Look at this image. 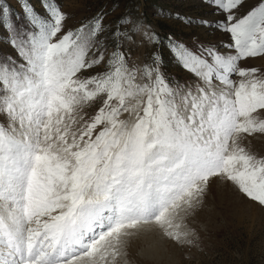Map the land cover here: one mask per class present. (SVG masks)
<instances>
[{
    "label": "snow or ice",
    "instance_id": "snow-or-ice-1",
    "mask_svg": "<svg viewBox=\"0 0 264 264\" xmlns=\"http://www.w3.org/2000/svg\"><path fill=\"white\" fill-rule=\"evenodd\" d=\"M20 2L19 26L0 6V264H114L128 230L153 224L181 242L175 218L210 177L264 206V157L239 143L264 134V77L239 67L264 57V0H201L214 19L178 21L231 43L194 47L115 15L122 0L76 27L59 0ZM137 36L153 48L130 65ZM165 52L185 78L165 72Z\"/></svg>",
    "mask_w": 264,
    "mask_h": 264
},
{
    "label": "rangeland",
    "instance_id": "rangeland-1",
    "mask_svg": "<svg viewBox=\"0 0 264 264\" xmlns=\"http://www.w3.org/2000/svg\"><path fill=\"white\" fill-rule=\"evenodd\" d=\"M29 3L43 13L40 0H29ZM59 3L69 17L67 27L78 26L101 9H110V0H59ZM249 3H255V0H249ZM0 6L9 8L5 19L10 24L19 26L24 23L20 0H0ZM120 12L129 13V19L139 17L141 23L146 20L155 26L160 37L173 34L189 47H194L196 37L231 43L229 34L206 36L205 29L195 23L189 27L178 21L180 16L191 17L194 21L202 17L214 19L213 12L201 0H122L120 11L115 15ZM5 35L7 32L0 21V38ZM136 41V46L129 45L131 59L128 63L143 65L148 62L153 43L145 40L141 44L139 36ZM164 44H167L166 40ZM5 51L11 49L5 48ZM164 59L165 72L169 76L185 78L186 74L173 64L167 52ZM239 67L256 69V76L264 77V57L242 60ZM233 79L238 82L241 78L234 76ZM100 103L98 99L80 115L88 119L95 114ZM256 115L264 119V110ZM120 118L131 117L129 113H123ZM77 120L73 130L82 123L79 116ZM0 121L7 124L3 117ZM239 143L250 154L264 157V134L250 137L242 134ZM174 223L180 225L179 231L187 233L181 242L170 239L154 224L128 230L130 234L123 237L114 264H264V206L245 197L232 182L222 177H210L198 202L191 208L179 210Z\"/></svg>",
    "mask_w": 264,
    "mask_h": 264
}]
</instances>
